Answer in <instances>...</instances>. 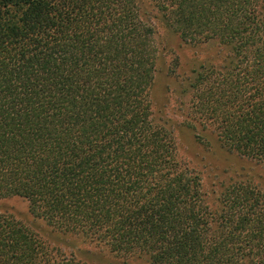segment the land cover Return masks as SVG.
I'll return each mask as SVG.
<instances>
[{
    "label": "trees",
    "instance_id": "trees-1",
    "mask_svg": "<svg viewBox=\"0 0 264 264\" xmlns=\"http://www.w3.org/2000/svg\"><path fill=\"white\" fill-rule=\"evenodd\" d=\"M150 1L181 42L219 47L186 79L185 125L264 167V0ZM158 59L138 0H0V200L121 259L264 264L262 194L231 183L212 209L154 121ZM0 264L79 263L0 215Z\"/></svg>",
    "mask_w": 264,
    "mask_h": 264
},
{
    "label": "rangeland",
    "instance_id": "rangeland-1",
    "mask_svg": "<svg viewBox=\"0 0 264 264\" xmlns=\"http://www.w3.org/2000/svg\"><path fill=\"white\" fill-rule=\"evenodd\" d=\"M141 13L155 31L159 59L152 90L153 118L174 136L177 156L201 179L204 194L212 209L218 207L221 191L231 183L250 185L264 198V167L223 150L216 139L200 129L192 131L187 122L189 95L182 91L192 70L201 64H220L219 47L209 43L193 47L180 41L167 29L150 0H138ZM179 58L175 67L173 60ZM175 70V75L170 74ZM179 75V79H176ZM199 135L203 142L196 140ZM0 215L12 218L27 228L51 253L53 259H71L79 264H149L143 258L121 259L110 254L103 245L80 236L60 233L34 218L28 204L20 198L0 200Z\"/></svg>",
    "mask_w": 264,
    "mask_h": 264
}]
</instances>
